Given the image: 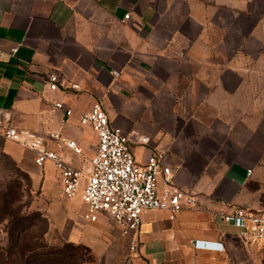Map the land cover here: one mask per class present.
<instances>
[{
	"label": "crops",
	"instance_id": "1",
	"mask_svg": "<svg viewBox=\"0 0 264 264\" xmlns=\"http://www.w3.org/2000/svg\"><path fill=\"white\" fill-rule=\"evenodd\" d=\"M97 101L137 163L162 155L171 180L196 197L173 219L141 214L145 259L264 264V239L252 244L215 223L239 208L264 214V0H0V152L28 175L31 209L49 232L92 251L110 249L114 221L85 219L80 192L64 196L53 163L37 166L3 134L11 126L43 136L83 184L97 137L79 118ZM215 242L220 250L206 246Z\"/></svg>",
	"mask_w": 264,
	"mask_h": 264
},
{
	"label": "built area",
	"instance_id": "2",
	"mask_svg": "<svg viewBox=\"0 0 264 264\" xmlns=\"http://www.w3.org/2000/svg\"><path fill=\"white\" fill-rule=\"evenodd\" d=\"M127 17L128 14L125 15ZM112 74L117 73L113 71ZM56 83V75L50 74L47 78L49 88L55 90ZM76 87L75 84L71 85V88ZM55 106L61 108L60 103ZM70 113V110H66V115ZM79 121L89 126L97 137L96 150L90 158V171L83 184L81 172L50 149L43 136L11 126L6 127L3 135L22 148L33 151L37 166H42L45 161L52 162L59 172L64 196L72 198L80 192L86 205L84 218L94 221L98 213L107 214L120 233L130 237L131 249L136 247L143 212L164 210L173 219L180 211L196 206L195 195L171 180L170 168L162 155L151 156L142 164L135 161L131 151V139L110 123L100 101L83 112ZM48 138L63 143L74 153H80L74 140H65L58 133H49ZM140 141L146 142L144 138ZM215 223L220 232L241 235L249 242L264 239V216L248 215L241 208L230 214L215 216ZM206 246L218 250L222 248L219 242Z\"/></svg>",
	"mask_w": 264,
	"mask_h": 264
},
{
	"label": "rangeland",
	"instance_id": "3",
	"mask_svg": "<svg viewBox=\"0 0 264 264\" xmlns=\"http://www.w3.org/2000/svg\"><path fill=\"white\" fill-rule=\"evenodd\" d=\"M10 189L15 190L18 204L31 213V203L34 198L32 186L29 177L26 173L21 171L14 161L6 154L0 152V192H5ZM12 190V191H13ZM251 213V212H250ZM253 215L264 216L261 212L253 213ZM29 219L33 221L34 226L27 233V238L33 240L39 238L42 231L45 229V220L37 216H32ZM46 243L52 247L57 248L62 253L71 254L63 264H151L145 259L134 247L130 248V237L124 236L117 232L111 238L110 249H101L92 251L85 246L64 245L61 242L58 233H47ZM263 240V239H261ZM256 241V240H255ZM252 241L251 243H256ZM5 242V232L3 224H0V245ZM167 264V263H164ZM168 264H184L182 260L174 261Z\"/></svg>",
	"mask_w": 264,
	"mask_h": 264
},
{
	"label": "trees",
	"instance_id": "4",
	"mask_svg": "<svg viewBox=\"0 0 264 264\" xmlns=\"http://www.w3.org/2000/svg\"><path fill=\"white\" fill-rule=\"evenodd\" d=\"M0 192V224L4 226L5 242L0 245V264H63L71 254L62 253L46 243L49 221L42 212L33 210L28 213L19 204L15 190ZM45 220V229L39 238H27L34 226L31 216ZM72 246L71 243H65Z\"/></svg>",
	"mask_w": 264,
	"mask_h": 264
}]
</instances>
